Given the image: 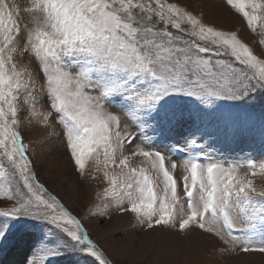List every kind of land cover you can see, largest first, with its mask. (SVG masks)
I'll use <instances>...</instances> for the list:
<instances>
[{
	"label": "snow or ice",
	"instance_id": "6c2138e0",
	"mask_svg": "<svg viewBox=\"0 0 264 264\" xmlns=\"http://www.w3.org/2000/svg\"><path fill=\"white\" fill-rule=\"evenodd\" d=\"M223 2L264 46V0ZM257 93L264 94V51L178 2L0 0V241L10 221L28 218L64 234L91 264H113L39 181L25 137L37 121L62 127L74 171L101 183L97 199L142 228L198 230L220 242L221 253H264V187L254 183L264 161L213 148L221 126L237 127L218 102ZM180 125L191 130L169 143ZM46 239L27 264L69 249Z\"/></svg>",
	"mask_w": 264,
	"mask_h": 264
},
{
	"label": "rangeland",
	"instance_id": "374dc122",
	"mask_svg": "<svg viewBox=\"0 0 264 264\" xmlns=\"http://www.w3.org/2000/svg\"><path fill=\"white\" fill-rule=\"evenodd\" d=\"M17 2L23 6L29 0ZM170 2H178L218 29L237 31L250 46H255L257 51H264V46L258 45L254 33L246 28L241 30V19L225 7L223 0ZM24 22H28V19L25 18ZM22 63L29 65V60L25 58ZM252 98L242 102H218L224 105L223 113L237 123V127L232 130L221 126L214 133L213 148L221 149L222 154L230 158L245 157L260 162L264 161V132L261 125H252V121H242L238 116L241 114L243 118L246 117L245 111L251 109ZM111 110L114 113L120 111L115 107ZM129 127L135 130L131 125ZM190 130L189 125L178 126L170 135L169 143L180 141ZM25 137L39 181L81 218L90 238L106 250L113 264H264V253L244 254L239 250L236 253H221L217 246L220 242L198 230L188 235L160 227L147 230L139 225L133 214H122L114 203L109 205L97 199L96 193L103 185L98 181L83 179L74 171L65 147L62 127L58 123L45 126L42 122L33 121L27 124ZM240 171L244 173L249 169L242 167ZM254 183L257 188L264 187V176L257 175ZM6 219L0 217V223ZM9 223L11 227L7 237L0 241V264H27L46 238L50 246L62 243L69 245L65 254L51 257L46 264H91L90 258L75 251L73 242L44 222L22 217ZM260 242L261 236L257 233L254 243L258 245Z\"/></svg>",
	"mask_w": 264,
	"mask_h": 264
},
{
	"label": "trees",
	"instance_id": "16d2710c",
	"mask_svg": "<svg viewBox=\"0 0 264 264\" xmlns=\"http://www.w3.org/2000/svg\"><path fill=\"white\" fill-rule=\"evenodd\" d=\"M251 109L245 111L246 117H241L242 121H246L245 119H250L253 124L261 125L264 122V94L257 93L251 102Z\"/></svg>",
	"mask_w": 264,
	"mask_h": 264
}]
</instances>
